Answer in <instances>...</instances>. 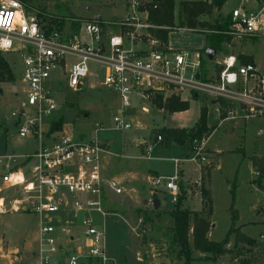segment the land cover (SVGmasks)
I'll return each mask as SVG.
<instances>
[{"label": "built area", "instance_id": "2783aa9c", "mask_svg": "<svg viewBox=\"0 0 264 264\" xmlns=\"http://www.w3.org/2000/svg\"><path fill=\"white\" fill-rule=\"evenodd\" d=\"M145 4L144 0H130L125 17L119 21L74 18L62 30L46 33L20 0H0V52L16 53L21 64L25 103L15 112L18 133L38 143L34 152L4 156L23 160L6 163L2 182L18 194L11 199L0 194V214L37 215V264L109 261L105 229L96 224L92 213L105 215V189L120 195L124 187L114 176L105 178L107 145L75 139L59 128L56 133H44V119L58 108L56 93L64 91V84L73 91L81 90L93 65L104 71L103 84L120 95V106L113 114L119 129L132 126L126 112L135 97L151 102L155 95L181 96L185 91L213 101L220 122L264 117V73L254 63L241 64L237 55L222 54L214 69L202 71L201 56L172 50L154 34L156 26L149 21ZM73 22H79V28H74ZM262 29L260 13L243 8L232 11L228 33L233 37L253 36ZM150 152L151 147L146 149ZM193 153L190 161H207L203 143ZM181 161L175 159L176 165ZM148 182L153 189H167L173 202L178 201V170L171 176L150 175ZM83 193H96V198L85 200L80 197ZM79 225L82 241L75 243L71 227ZM254 246L260 254L257 264H264V230L254 239ZM12 254L19 255V250H12Z\"/></svg>", "mask_w": 264, "mask_h": 264}, {"label": "rangeland", "instance_id": "374dc122", "mask_svg": "<svg viewBox=\"0 0 264 264\" xmlns=\"http://www.w3.org/2000/svg\"><path fill=\"white\" fill-rule=\"evenodd\" d=\"M57 1L58 3H68L71 13L77 19L100 17L108 21L124 16L129 0H43L42 4L47 9L53 10ZM144 1L148 3L151 0ZM181 1L183 0H176L177 10ZM257 1L228 0L226 10L229 9L232 13L233 7H240L250 12L253 9H249L253 8ZM262 2L264 3V1ZM183 28L185 27H180V29L176 27L174 31L170 32L168 48L189 52L195 57L200 56V52L207 45L206 35L203 32L189 31ZM254 36L256 38H252ZM226 46L229 54L238 55L241 52H246L254 56L258 68L264 73V29L253 36L233 37ZM222 54L224 53L216 54L212 60L206 56L204 66L209 70L214 69L215 61ZM4 55L14 70L15 80L0 81V194H5L11 199L18 193H12L11 189L8 190L2 182L1 176L6 172V163L14 164V162H21L23 159L15 157V161H12L4 156H21L34 152L38 148V143L30 137L22 138L18 133L19 125L16 124L15 112L25 103V95L22 92L23 84L21 83V64L16 53H4ZM91 72L92 74L87 77L81 90L73 91L64 84V91L60 94L56 93L58 108L44 119L45 135L50 133L52 124L57 123L59 126L57 129H61L62 134L67 133L75 139L84 141L96 140L100 143H109L111 152H117L119 146L123 145L125 150L132 151L135 155L139 153L138 156L145 154V151H142V147L135 142L139 138H145L143 150L146 147H151L152 152L150 159L140 161L148 168L158 170L162 176L174 174L175 167L169 158L171 156L178 157L182 152L192 155V152L187 146H174L173 149L160 146L156 139V132L164 127L193 129V125L200 116L201 105L208 106L209 99L195 98L185 91L180 97L189 100V109L170 114L152 106L149 101L139 100L135 97L129 107L130 113L126 116L132 126L128 129H119L114 122L113 114L115 109L120 106V95L103 84L104 71L100 70L98 66L93 65ZM144 106L147 107V110L143 109ZM59 121L62 124H59ZM101 123L103 127L100 126ZM210 123V132L203 140L206 142L204 151L208 158L207 164L202 168L203 179L206 182L211 168L215 167L216 162L212 161L215 156L212 154L216 153L215 147H219L218 149H222V152L218 155L223 158V168L225 172L227 171L225 177H227L230 187H234L237 181L239 185L234 191V208L240 214V220L235 221V228H239V230L234 233L230 232L225 254L214 260L201 259L193 262L194 264H257L260 262V254L255 249L254 239L256 240L264 230V177L260 168L264 166V117L248 121L238 119L220 122L215 119L213 109ZM120 164L114 162L106 164L105 161L104 173L105 178L114 176L117 179V175L122 174L123 179L120 181L124 192L116 195L109 189H105L102 196V208L105 215L93 212L92 216L96 224L105 229L104 242L109 257L107 264H143L136 256V250L139 249L141 240L133 228H136L141 234L140 237H144L146 241L150 238L155 241L160 240L163 233V227L161 228L158 222L154 224V233L151 236L150 228L141 221L145 206L144 200L153 199L157 197L158 193L162 209H173L176 203L173 202L167 189L156 190L150 187L146 178L144 179L147 171L139 162H130L127 165L122 164V166ZM115 166L117 167L115 168ZM249 167L252 168V171L250 181H247ZM137 170L142 172L128 173V171ZM221 172L223 173V170ZM235 172L238 174V178L235 177ZM252 181L253 183L260 181V188L257 184L256 187L251 186L249 182ZM203 189L208 190L205 185L201 192ZM185 193L187 194V191ZM201 195L203 197L202 193ZM232 195L233 193L227 190L226 181H223L215 194V218H211L209 232V238L212 240L224 239L231 227ZM69 196L71 197V195ZM80 197L89 200L96 198V193H83ZM151 207L155 209L152 200ZM183 207L192 210L187 200H183ZM214 220H216L217 227L212 232ZM243 226L244 229H242ZM71 230L74 233L80 232L81 234L82 232L80 225L71 227ZM245 236L252 238L253 243H248ZM37 237L38 217L36 214L32 212L0 214V247H2L0 264L37 262L34 254L37 248ZM15 248H19L21 251L18 258H15L11 252ZM200 255L202 254L199 252L195 254L198 258L203 257Z\"/></svg>", "mask_w": 264, "mask_h": 264}, {"label": "trees", "instance_id": "16d2710c", "mask_svg": "<svg viewBox=\"0 0 264 264\" xmlns=\"http://www.w3.org/2000/svg\"><path fill=\"white\" fill-rule=\"evenodd\" d=\"M25 6L27 12L34 16L42 29L46 33L54 30H62L69 24L71 19H77L71 11L68 3H56L53 10L47 9L43 0H20ZM228 0H183L176 8V0H151L145 4L148 10L149 21L156 26L152 31L165 44H168L170 32L176 27L192 28L194 31L203 32L206 35L207 45L200 52L201 69L206 72V49H214L216 54L223 52L229 54L227 46L233 39V35L228 33L232 24V13H224L223 6ZM79 22H73L74 28H79ZM256 38V36L252 37ZM238 60L241 64L253 63L252 56L238 54ZM14 81L15 74L12 66L6 59L4 53L0 52V81ZM152 104L164 110L166 113H176L186 111L190 107L187 99H182L179 95L168 97L155 95L151 97ZM225 116V113L222 114ZM59 124H62L59 121ZM57 123L52 124L51 132H55ZM208 125V107L202 106L200 116L196 121L193 129L186 127H164L156 132L165 145L189 144L193 150L199 147L205 136L210 132ZM264 177V166L260 167ZM261 181V180H260ZM260 181L256 184L260 188ZM236 187H232L233 193L231 212V227L225 238L217 241L209 238L211 229V216L213 214L212 200L210 191L203 189V209L193 211L183 207L185 190L180 186V195L174 209L167 212L170 219L168 227V252L175 254L176 258L183 260V264H192L196 260H214L227 252L226 244L229 242L230 232H238L235 228V221L239 219L238 210L234 208ZM207 205V207H206ZM145 222L151 219L160 218L159 209H153L146 212ZM147 219V220H146ZM144 222V220L142 221ZM158 223V222H154ZM153 224V229L155 225ZM192 235V240L190 237ZM248 243L252 244L253 240L245 236ZM195 251L203 254V257H196Z\"/></svg>", "mask_w": 264, "mask_h": 264}, {"label": "crops", "instance_id": "0c3cea01", "mask_svg": "<svg viewBox=\"0 0 264 264\" xmlns=\"http://www.w3.org/2000/svg\"><path fill=\"white\" fill-rule=\"evenodd\" d=\"M130 1V0H129ZM127 1V6H126V12L124 14V16H122L121 18H117V19H111V20H108L107 22H111V21H119L121 19H123L128 11V2ZM264 1V0H262ZM261 0H258L255 5L253 6V8H250L249 10H252L256 13H260L261 16H263V13H264V3L262 2ZM228 5V1L225 3V5L223 6V9L222 11L223 12H230V10H226L227 6ZM237 8H240V7H233L232 9H237ZM231 9V10H232ZM244 9V8H243ZM232 10V11H233ZM246 10V9H245ZM98 19H101L100 17H96ZM264 18V17H263ZM103 20V19H101ZM106 21V20H104ZM242 54H245V55H248V56H252L250 54H247L246 52H241ZM253 58V63L258 67L257 63H256V60H255V57L252 56ZM192 97H195V98H204V97H200V96H192ZM210 104L207 106L208 107V125L209 127L211 126V123H210V118L212 116V112H213V109L215 111V108H216V105L214 104L213 101L209 100ZM152 104V102H150ZM152 106H154L152 104ZM204 106V105H201V107ZM155 107V106H154ZM161 111H164L162 109H159ZM165 112V111H164ZM130 113V109L127 110L126 112V116L127 114ZM215 119L218 120L217 118V115H216V111H215ZM196 123V122H195ZM195 125V124H194ZM193 125V127H194ZM57 126H55V131L58 132V129H57ZM192 127V128H193ZM187 128V127H186ZM55 132V133H56ZM130 138V137H129ZM134 138V137H133ZM156 139L159 143L160 146L162 147H165V148H168V149H173L174 146H181V147H188L191 152H192V155H189L188 152H182L179 154L178 157L176 156H171L169 159L171 160V162H173L174 164V174L176 173V171L178 170V173H179V185L183 186V190L187 191V194H185V198L184 200H187L189 205L191 206L190 209H192L193 211H201L203 209V198H202V195H201V189L205 187L210 191V194H211V200H212V205H213V214L211 216V218L213 217V219L215 218V205H216V202H215V199H216V192H218V190L220 189V186L222 185L223 181H226V187H227V190L230 192L232 187H230V184L228 182V179L227 177H225L227 175V171L225 172L224 168H223V158L220 157V152H222V149H218L219 147H215V154H212L213 156H215V158L212 159V161H215L216 162V165L215 167L211 168V173L209 175V177L207 178L206 182H204V179H203V173H202V168L207 164V161L205 162H192L190 161V159L194 156V150L192 149V147L189 145V144H185V145H178V144H171V145H165L161 140L159 141L158 140V137L156 135ZM145 138H139L137 139V141L135 142V144L139 145L140 147H142V151H145V154L143 155H140L138 156V154H133L132 151H127L125 150V148L122 146H119L118 148V151L117 152H111L110 151V146H109V143H105L107 145V148L109 149L108 153L105 154V157H104V163L106 161V164H108L109 162H114V163H117V164H120L122 166V164H129L130 162L131 163H134L135 161L136 162H139L141 165H143L145 167V171L147 174L146 176H144V179L146 178V181L147 183L149 184L148 182V178L150 175H158V176H162L160 175L159 171L158 170H154V169H150L148 168L145 164H143L142 161L140 160H145V159H150V154H147L146 153V149L149 148V147H146L145 150H143V144L145 143ZM206 142H203V147L205 146ZM36 150V149H35ZM28 154V153H27ZM210 154V153H209ZM222 154V153H221ZM177 158H181L182 161L181 163H179V165L177 166L176 163H175V159ZM208 159V158H207ZM117 166H115L116 168ZM223 170V173L221 172ZM114 171H117V170H114ZM251 171H252V168L249 167V171H248V174L249 176L247 177V181L249 180L250 178V174H251ZM142 171L140 170H137V171H128L129 174H138ZM174 174H171V175H174ZM228 174H229V171H228ZM234 174V173H233ZM171 175H168V176H171ZM118 179H123V176L122 174H118L117 175ZM235 177L238 178V174L235 172ZM196 181H200L201 182V187H199L197 184H196ZM250 181V180H249ZM249 184L253 187H256V183H253L252 182H249ZM150 185V184H149ZM238 181L235 185L236 188H238ZM151 187V185H150ZM150 192H152L150 190ZM189 192V193H188ZM158 196L159 194L157 193V197H154L153 199H145L144 200V210L142 211V221L144 220L143 223H145L149 228H150V235L152 236V234L154 233L153 232V224L154 222H159V225L161 226V228L163 229V233L161 234L160 236V240H153V238L150 240L148 239V241H146L144 239V237H139L140 238V246H139V249L136 250V256H137V259L142 262L143 264H183V260H180L178 258H176L175 254L173 253H170L168 252V245H169V241H168V227L170 226V219L168 217V214L167 212H170L172 211L173 209H162V203H161V200L158 199ZM158 199L159 200V207L158 209L160 210L161 212V215H160V218H156L154 219V222H152L153 220L151 219L150 221H146L145 222V213L146 212H151L153 210V208L151 207V200H152V205H154V201ZM257 206V204L255 205V207ZM254 207V208H255ZM155 208V206H154ZM186 208V207H185ZM157 209V208H155ZM239 217H240V214H239ZM147 220V219H146ZM240 220V218H239ZM240 222V221H239ZM243 223V222H241ZM217 227V223H216V220L213 221V225H212V229L214 232V229H216ZM242 229H244V226L242 227ZM190 237H191V240H192V235L190 234ZM82 241V239H80V232H76L75 233V240L74 242L75 243H79V241ZM2 249V247H0V250ZM13 250H19V254L21 253L20 249L19 248H15ZM35 251V250H34ZM12 252V251H11ZM198 251H195L194 254H196ZM200 253V252H199ZM202 254V253H201ZM174 256V257H172ZM200 256H203L200 255ZM15 258H18V255L15 256ZM176 258V259H174ZM22 264V263H21ZM27 264H37V262H30V263H27ZM128 264V263H126ZM194 264V262L192 263Z\"/></svg>", "mask_w": 264, "mask_h": 264}, {"label": "water", "instance_id": "95a60500", "mask_svg": "<svg viewBox=\"0 0 264 264\" xmlns=\"http://www.w3.org/2000/svg\"><path fill=\"white\" fill-rule=\"evenodd\" d=\"M215 55H216V51H215L214 49H212V48H210V47H208V48L206 49V56H207L208 59H210V60L214 59ZM58 127H59V126H58ZM159 205H160L159 200L156 199V200L154 201V206H155V208H158Z\"/></svg>", "mask_w": 264, "mask_h": 264}]
</instances>
